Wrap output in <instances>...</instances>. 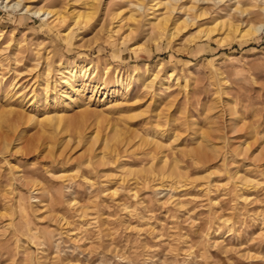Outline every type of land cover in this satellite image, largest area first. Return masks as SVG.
Masks as SVG:
<instances>
[{
    "label": "rangeland",
    "instance_id": "374dc122",
    "mask_svg": "<svg viewBox=\"0 0 264 264\" xmlns=\"http://www.w3.org/2000/svg\"><path fill=\"white\" fill-rule=\"evenodd\" d=\"M17 1L0 0V264H264V31L194 39L240 10L264 25V0H182L199 17L174 39L148 8L129 20L138 0H101L86 28L70 13L89 0ZM75 62L97 74L81 101L56 73Z\"/></svg>",
    "mask_w": 264,
    "mask_h": 264
},
{
    "label": "bare ground",
    "instance_id": "6f19581e",
    "mask_svg": "<svg viewBox=\"0 0 264 264\" xmlns=\"http://www.w3.org/2000/svg\"><path fill=\"white\" fill-rule=\"evenodd\" d=\"M8 1L9 0H7V3ZM22 1L24 0H18L15 5L17 7L21 6ZM144 1L145 0H138L137 2L135 1L136 3L131 4V7L133 10L130 13L129 20L134 22L135 25H138L140 23L141 12L142 11L144 12V10L148 8V11H150L151 14L153 15L151 16L152 17L151 22L153 23V28L156 29L159 34V39L163 38L164 36L170 39H174L181 31H185L187 28H190L191 26H193V24L195 23V20L199 17L197 16V17L191 18L188 14L187 17L184 19L178 18L177 15L182 14L183 9H184L183 7L178 6V3L181 2L182 0H171L170 2H166V3H161L159 1L156 2V0H151L148 2L147 0L146 1L147 4H145ZM194 1L209 2L210 0H194ZM211 1L217 4V3L223 2L224 0H211ZM235 1L237 2L238 0H235ZM100 3H101V0H89V2L87 3L89 12L84 15L78 14V13L76 14L73 11H71L70 16H74V18H71V19H74V25L78 27L82 26L84 28L89 26V23L92 20L93 16L95 15L96 11L98 10ZM161 6L164 7L165 12L161 15V17H158L157 13L159 12V8ZM26 10H28V8ZM184 10H186L187 12L188 11L193 12L195 10V7L193 6L187 7ZM237 10L238 8L234 9V12H236ZM65 12L68 13V10L66 9ZM239 13H240V17L243 18L240 24H235L232 21L229 22V24L227 25L225 22L221 23V25L226 26L225 34H222L220 30L216 31L215 28L199 29V31L197 32L198 36L197 38H194V39H197L200 41L202 40L213 41L219 45H226V44L233 43L235 41L246 42L248 40H252L258 37V35L264 31L263 24L253 26L252 23H250V21L248 20L250 13L247 10H240ZM33 14L39 17L47 16L48 18L47 21L52 19L51 24L61 25V26L64 25L66 23V20H68L69 18L66 15L59 16L58 13H56L55 11H51V10H45V11L37 10V11H33ZM120 15L121 14H118L115 16L116 19L118 18L117 22L119 24H121L122 22V20L120 19ZM122 28H123V25L121 24L118 27V30L116 33H119ZM113 32H110V31L108 32L109 39H113L114 34H115ZM56 73L60 76L59 82H61L62 85L61 84L60 85L64 88L63 90L64 97L65 98L69 97V94H70L69 92L74 91L76 93V100L78 101L83 100L86 92L88 91L87 85L83 79L81 80V77L84 79L85 78L89 79L91 78V76H93V78L94 77L96 78V75H97L96 70H93L91 63H86V62H75L72 65H59L58 64V69ZM156 79H157V76H155L154 79L149 82L148 86L152 87ZM46 83L49 84V80H47ZM93 83L96 84V88L97 87L101 88L104 85L103 81L101 82L99 80L94 81ZM76 85L79 87L78 90H75ZM161 85L164 86L165 83L161 81ZM171 169H177V168L176 166H172ZM238 174L239 173L235 174L236 179L243 182L244 179L238 176Z\"/></svg>",
    "mask_w": 264,
    "mask_h": 264
}]
</instances>
